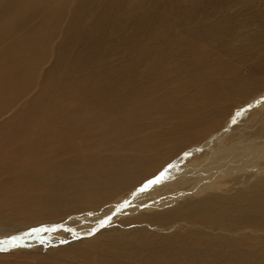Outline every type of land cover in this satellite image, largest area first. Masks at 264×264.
I'll return each instance as SVG.
<instances>
[{
	"label": "bare ground",
	"instance_id": "bare-ground-1",
	"mask_svg": "<svg viewBox=\"0 0 264 264\" xmlns=\"http://www.w3.org/2000/svg\"><path fill=\"white\" fill-rule=\"evenodd\" d=\"M37 2L24 4L15 18H1L0 76L31 72L38 35H12ZM9 3L0 0V9ZM158 48L162 55L154 57L155 48L150 50L144 71L138 64L147 56L145 46L123 65L108 67L106 77L100 71L97 76L96 69L80 74L81 61L70 63L69 71L48 77L32 103L1 122L0 153L12 161L0 160V242L16 237L17 246L0 243V252L27 256L22 264L51 253L76 262L83 253L100 251L105 257L128 242L150 250L152 260L146 259L153 264H244L239 256L250 252L260 263L264 77L223 105L210 95L178 108L167 99L161 107L173 122L167 125L168 117L124 152L107 150L111 129L126 125L151 102L143 97L154 86L150 76L174 72L163 66L167 48ZM182 86L188 94L191 85ZM251 235L261 243L243 244Z\"/></svg>",
	"mask_w": 264,
	"mask_h": 264
},
{
	"label": "rangeland",
	"instance_id": "rangeland-1",
	"mask_svg": "<svg viewBox=\"0 0 264 264\" xmlns=\"http://www.w3.org/2000/svg\"><path fill=\"white\" fill-rule=\"evenodd\" d=\"M33 1L11 0V3L0 9V20L19 16L22 6ZM39 1L25 10L23 22L20 27H15L12 36L38 35L40 50L27 76L24 77L23 71L0 76V125L26 103H32L53 72L64 73L68 70V64L75 66L81 61L80 74L96 69L97 76L100 71L106 77L109 75L108 67L119 66L121 62L123 65L132 56L145 52V49L141 52L143 46L148 51L138 64L140 71L147 70L148 55H152L153 48L154 57L155 53L162 55L160 52L157 54L160 46L167 48L164 51L167 53L163 55V66L169 65L175 70H164L150 76L151 85L154 86L143 97L146 100L149 98L151 102L146 103V110L128 120L126 125L121 127L119 124L117 128L111 129L112 139L108 151L118 147L124 152L145 135L155 133L171 114L161 107L167 99L170 105L172 101V108H178L196 104L197 98L210 95L211 98H217L218 105H223L235 99L239 89H245L247 84L261 81L264 77V0ZM6 27L9 29L10 25L6 24ZM3 68L8 72V65ZM154 77L160 84L155 85ZM124 80L122 83L128 82L127 78ZM183 84L184 87L191 85L189 90L187 88L188 94L183 90ZM174 120L171 118L167 125ZM18 149L19 146L9 153L14 154ZM1 159L12 161L5 153H0ZM259 238L251 235L242 243L258 245L261 243ZM122 245H117L111 252L105 247L104 251L110 252L105 257L100 255V251H90L89 255H81V261L71 262L59 254L51 253L39 256L38 263L33 264H153L146 259L150 257L152 260L150 250L133 248V244L128 242ZM15 253L0 252V264H22L27 256L13 257ZM258 255L261 256L260 263L254 252L239 257L245 259L244 264H264V250Z\"/></svg>",
	"mask_w": 264,
	"mask_h": 264
},
{
	"label": "snow or ice",
	"instance_id": "snow-or-ice-1",
	"mask_svg": "<svg viewBox=\"0 0 264 264\" xmlns=\"http://www.w3.org/2000/svg\"><path fill=\"white\" fill-rule=\"evenodd\" d=\"M38 231V230H37ZM16 237H12L10 238L9 240H6V241H3V242H0V243H3V244H8V245H12V246H17L15 244V241H16Z\"/></svg>",
	"mask_w": 264,
	"mask_h": 264
}]
</instances>
